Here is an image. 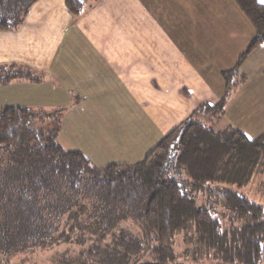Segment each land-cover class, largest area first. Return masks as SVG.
<instances>
[{
	"label": "trees",
	"instance_id": "16d2710c",
	"mask_svg": "<svg viewBox=\"0 0 264 264\" xmlns=\"http://www.w3.org/2000/svg\"><path fill=\"white\" fill-rule=\"evenodd\" d=\"M35 1L0 0V29L18 26ZM234 2L252 24L254 36L234 66L223 72L226 89L219 101L191 113L212 111L214 116L209 124L181 121L137 162L96 167L78 151L60 146L58 122L37 127L38 111L21 106L0 109V154L10 159V164L0 165V264H11L13 257L30 250L64 244L79 247L55 249L45 264H264V206L233 187H241L253 175L264 154V133L250 140L230 125L212 126L222 117L230 91L244 81L239 66L264 43V3ZM83 3L65 0L73 16L82 12ZM30 75L21 69L11 74ZM5 80L0 68V81ZM23 136L28 143L22 142ZM15 144L27 146L25 160L23 151L9 155ZM173 144L178 147L175 167L183 171V179L173 176L169 166ZM199 191L223 205L229 214L227 225L192 196ZM142 192L148 198L145 206H138L134 202ZM128 218L148 237L155 236L147 258L140 235L132 226L119 224ZM180 233L193 239L195 247L183 239L184 248L178 250Z\"/></svg>",
	"mask_w": 264,
	"mask_h": 264
},
{
	"label": "crops",
	"instance_id": "0c3cea01",
	"mask_svg": "<svg viewBox=\"0 0 264 264\" xmlns=\"http://www.w3.org/2000/svg\"><path fill=\"white\" fill-rule=\"evenodd\" d=\"M253 36L234 0H84L78 16L65 0H36L0 29V109L57 112L56 141L96 167L137 162L219 101L223 72ZM17 69L31 75L11 76ZM238 72L244 81L212 126L253 140L264 133V43Z\"/></svg>",
	"mask_w": 264,
	"mask_h": 264
},
{
	"label": "rangeland",
	"instance_id": "374dc122",
	"mask_svg": "<svg viewBox=\"0 0 264 264\" xmlns=\"http://www.w3.org/2000/svg\"><path fill=\"white\" fill-rule=\"evenodd\" d=\"M232 90L230 92H232ZM38 113L39 114L37 116V119L35 120V125L37 127L38 126L44 127V128L45 127H52L53 123L58 122V115L59 114L57 112H52V113L38 112ZM216 114H217V112H216ZM213 116H214V113H212V111L205 112V113L200 112L191 121H198V122H201L203 124H209L208 121ZM216 125L217 124H215V126ZM23 139H25V140H22V142L25 143L27 140L25 138V136H23ZM18 142H17V144H18ZM26 143H28V142H26ZM26 147L27 146H24V145H22V146H16V144L12 145L9 148V151H11V153L9 152V155L12 153L18 154V153H20V151H23L24 155L22 156V158L25 160L26 149H24V148H26ZM177 154H178V147L176 144H173L171 146V150H170L169 166L174 169L175 173L172 174L173 176H176L177 179L178 178L183 179L185 177V175L183 176V171L179 170L175 167V159H176ZM9 160L10 159H8L7 154H5V153L0 154V165H1V167H3L4 165L10 164ZM1 161H2V163H1ZM233 187L235 188V190H237L239 193H241L242 195L249 198L251 201L264 206V154L257 161V164L254 167V173L251 176V178L249 179V181L246 184L242 185L241 187H237L235 185H233ZM119 188H121V187H119ZM191 194L193 197L196 198V200L199 204H205L207 206H210V209L213 212L214 216H216L223 225H227L229 223V221H228L229 214L227 213V210L225 208H223V205L215 204L216 201H215V197H213V195H209L207 193L200 192V191L199 192H193ZM147 198H148V195L146 193L142 192L139 194L137 200L134 203H136L138 206L141 204H143L145 206ZM132 207H133V205H132ZM236 221H238V220H236ZM119 224L121 226H125V225L132 226L135 229V232H137L140 235V237L142 238V241H143V245H144L143 254H144L145 258H147L149 250L152 247H154V245L156 244L155 236L147 231L150 236L152 235L151 237H148L147 234H144V229H142V227H137V226H139L138 223L133 221L131 218L130 219L128 218L127 220L120 221ZM183 239H184L185 243H188L189 245L194 246L193 239L191 240L188 235H185L184 233H180L176 237V244H177L178 250L184 248V245H183L184 243L182 241ZM59 247L60 248H53L51 250L50 249L45 250V249L36 248L39 250V252H35L33 250L32 251L30 250L28 252H25L21 256L17 255L15 257H13L11 260V264H13V263L14 264H45V261H48L47 259L50 255V253H52L55 249L62 251L65 248H69V250H71V251H77L79 245L78 244H64V245H61ZM21 260H23V262H21ZM212 262L213 261L207 262V263H199V264H215Z\"/></svg>",
	"mask_w": 264,
	"mask_h": 264
}]
</instances>
